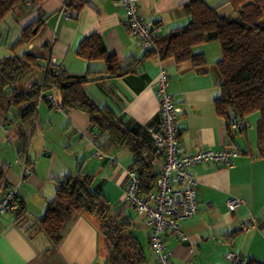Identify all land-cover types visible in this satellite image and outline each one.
Here are the masks:
<instances>
[{"label":"crops","instance_id":"crops-1","mask_svg":"<svg viewBox=\"0 0 264 264\" xmlns=\"http://www.w3.org/2000/svg\"><path fill=\"white\" fill-rule=\"evenodd\" d=\"M188 1L139 0V12L146 24L157 26L159 34L165 35L188 24L190 17L183 8ZM201 1L220 17L232 16L230 0ZM63 4L64 0H43L26 11L10 13L0 23V51L8 48L9 56L13 55L11 46L22 29L40 22L34 30L41 27L39 35L25 51L40 55L44 64L49 60L68 74L105 78L103 61L88 62L76 53L85 37L98 35L108 52L118 62L130 64L132 71L123 77L85 83L82 91L98 108H108L115 116L143 126L157 115L156 83L164 70L169 77L168 93L178 108L179 152L237 151L230 168L204 163L191 169L197 182L198 212L178 221L184 241L171 231L164 233L170 262L233 264L228 260L233 253L243 263L264 264V158L256 157L255 116L248 118L244 139L234 125L229 136L226 121L215 112L214 103L220 97L216 68L219 46L213 43L214 53L210 44L194 48L205 58L200 67L189 63L177 66L172 59L156 56L143 58L144 48L137 46L128 32L121 0H86L77 13L69 8L66 16L60 14ZM9 119V126L0 121V168L8 189L16 190L26 216H42L64 178L92 175V190L98 192L112 215L126 222L129 243L137 250L130 260L124 261L121 256L116 263L155 264L146 218L124 200L126 170L131 165L127 149L114 148L110 143L100 147L105 136L90 132L86 114L64 111L41 100L34 134L22 151L14 130L18 119L10 115ZM24 166L33 168V173L24 174ZM230 198L242 199L244 204L230 212ZM22 221H16L10 211L0 216V264H111V245L95 215L77 216L54 248L43 238L29 235ZM130 255L127 253V258Z\"/></svg>","mask_w":264,"mask_h":264},{"label":"trees","instance_id":"trees-1","mask_svg":"<svg viewBox=\"0 0 264 264\" xmlns=\"http://www.w3.org/2000/svg\"><path fill=\"white\" fill-rule=\"evenodd\" d=\"M42 1L0 0V23L16 9L26 11ZM230 3L232 16L220 17L201 0H190L183 5L190 17L188 24L165 35L159 34L157 26L150 25L152 46L144 49L143 58L156 56L160 60L172 59L177 66L189 63L192 67H200L205 64V58L202 53L194 52V48L217 43L220 50L216 62L220 97L214 103L215 112L226 121L229 136L230 127L234 125L244 139L248 118L255 116L256 157L264 158V0H230ZM85 4L86 0H70L67 8L77 13ZM39 25L40 22L23 28L11 46L13 55L0 60V121L9 126V115L18 119L14 130L23 151L34 134L39 101L46 100L64 111L86 114L90 132L105 136L100 147L110 143L114 148L128 150L131 165L127 170L137 174L139 195L147 196L155 189L159 166L151 163V138L145 126L125 121L108 108H98L82 91L85 83L125 76L132 71L131 65L118 62L116 56L108 52L101 37L92 34L80 42L76 53L88 62L103 61L106 77L68 78L69 74L60 66L49 60L44 64L43 57L25 51V47L39 35L41 27L34 32ZM35 70L39 76L35 74L25 82ZM49 95H53L55 101L49 100ZM228 112L234 115L233 119ZM92 185V175L69 176L57 184L42 216H26L17 195L18 208L10 212L15 213L16 221L23 220L29 235L43 238L51 248L63 241L77 216L83 213L95 215L111 245L110 263L117 264L121 256L124 261L130 260L137 250L129 243L126 222L109 212L102 197L92 190ZM7 189L0 168V194L3 193L0 199L12 190ZM127 253L131 254L129 258Z\"/></svg>","mask_w":264,"mask_h":264},{"label":"built area","instance_id":"built-area-1","mask_svg":"<svg viewBox=\"0 0 264 264\" xmlns=\"http://www.w3.org/2000/svg\"><path fill=\"white\" fill-rule=\"evenodd\" d=\"M69 1L64 0L61 15L68 14L67 3ZM121 3L128 32L135 39L136 45L144 49L151 47L152 29L142 19L139 12V0H121ZM156 87L159 109L151 124L145 125L151 138V163L159 166L155 189L147 196L139 195L137 174L132 170H126L124 200L139 215L146 218L155 264H172L170 253L164 245V233L171 231L184 241L186 237L179 230L178 221L193 217L198 212L197 182L192 176L191 169L204 163L230 168L237 157V151L232 148H223L219 150L201 149L190 154L180 153L179 132L176 126L178 108L168 93L169 78L164 70L159 73ZM49 100L55 101V97L49 95ZM114 163L115 160L112 159L111 164ZM33 171V168L24 166V172L32 174ZM15 198L16 190L12 189L0 199V216L18 208ZM243 204L242 199L227 200V208L230 212ZM228 260L233 264H243L242 260L233 253L228 255Z\"/></svg>","mask_w":264,"mask_h":264},{"label":"rangeland","instance_id":"rangeland-1","mask_svg":"<svg viewBox=\"0 0 264 264\" xmlns=\"http://www.w3.org/2000/svg\"><path fill=\"white\" fill-rule=\"evenodd\" d=\"M213 43H215V42L208 43V44L211 45L210 47H212V50H210L211 53H214V47H213L214 44H213ZM215 46L218 47V44L215 43ZM21 48H24V47H21ZM25 48H27V47H25ZM0 50H2V49H0ZM9 54H11V53H10V51H9L8 48H7V49H3V51H0V60H1L3 57H5V56H9ZM38 73H39L38 70H35L30 76H28V77L26 78L25 82L29 81L30 78L33 77V75H35V74H37V76H39Z\"/></svg>","mask_w":264,"mask_h":264},{"label":"water","instance_id":"water-1","mask_svg":"<svg viewBox=\"0 0 264 264\" xmlns=\"http://www.w3.org/2000/svg\"><path fill=\"white\" fill-rule=\"evenodd\" d=\"M67 77H68V78H83L84 75L69 74ZM228 115L230 116L231 119L234 118V115H233L231 112H228Z\"/></svg>","mask_w":264,"mask_h":264}]
</instances>
